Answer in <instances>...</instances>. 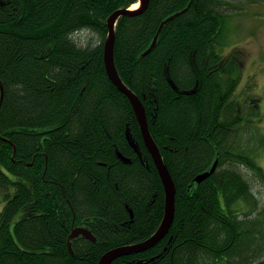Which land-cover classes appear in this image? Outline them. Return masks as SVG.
<instances>
[{
	"label": "trees",
	"instance_id": "obj_1",
	"mask_svg": "<svg viewBox=\"0 0 264 264\" xmlns=\"http://www.w3.org/2000/svg\"><path fill=\"white\" fill-rule=\"evenodd\" d=\"M138 1L0 0V264H99L159 228L163 181L104 60L108 18ZM246 2L150 0L119 18L115 65L146 108L176 213L158 244L112 264H264L260 98L227 45ZM82 227L96 241L70 239Z\"/></svg>",
	"mask_w": 264,
	"mask_h": 264
},
{
	"label": "water",
	"instance_id": "obj_2",
	"mask_svg": "<svg viewBox=\"0 0 264 264\" xmlns=\"http://www.w3.org/2000/svg\"><path fill=\"white\" fill-rule=\"evenodd\" d=\"M140 1V8L133 10V9H122L115 11L109 18H108V27H109V33L108 37L105 42L104 46V60H105V66L107 68V73L110 78V80L123 92L125 93L128 98L130 99L132 106L135 110L136 116L138 118L144 143L151 154L154 163L159 171L160 177L163 181L164 189H165V196H166V202H165V214L164 218L157 229V231L148 239L141 241L139 243L125 245V246H119L116 248H113L109 251H107L103 256L101 257L99 264H112L117 258L134 254L137 252H143L145 250L150 249L151 247L158 244L163 238L166 237V235L169 233L170 228L174 222L175 219V213H176V185L173 180V177L171 175V172L165 163L163 156L161 154V151L156 144L150 128H149V122L147 119V112L146 108L141 101V99L135 94L122 80L120 77L118 70L115 65V43H116V25L118 22L119 17L123 15H133L137 13H141L144 10H146L149 6L150 0H139ZM178 13L175 15H172L170 18H168L163 24L166 22L172 20ZM162 28V27H161ZM159 29V31L161 30ZM158 37V34L156 36V39ZM217 162L214 164V166L211 168L209 172H203L199 174L196 177L197 182H202L205 180L211 173H213L216 170ZM78 235H84L94 241H96V237L86 228H76L73 230L70 239L75 238ZM69 247L71 251L72 249V243L69 241Z\"/></svg>",
	"mask_w": 264,
	"mask_h": 264
},
{
	"label": "rangeland",
	"instance_id": "obj_3",
	"mask_svg": "<svg viewBox=\"0 0 264 264\" xmlns=\"http://www.w3.org/2000/svg\"><path fill=\"white\" fill-rule=\"evenodd\" d=\"M246 1L244 6H246V4L251 6L246 9L245 16L242 17V19H233L232 33L230 34V40H228L227 45H239V47L245 51L246 65L244 78L247 79L251 75L253 76L250 77V80L255 83V92L257 91V96H259V98L261 97L260 105L262 119L258 123L259 127L256 122L255 124L257 126L255 125L253 128L254 130L258 128L259 134H261H256V138L259 142L258 144L261 145L258 152V160L264 170V0H258L259 2L254 4L250 3L249 0ZM82 38L89 39L86 35H83ZM254 178L256 182L254 190L257 197L260 198L261 206L264 207V181L257 176H254ZM2 207L3 202L0 200V211ZM29 214L30 210L26 208L17 218H24ZM252 220V227L257 228V226H259L258 219L253 218Z\"/></svg>",
	"mask_w": 264,
	"mask_h": 264
},
{
	"label": "bare ground",
	"instance_id": "obj_4",
	"mask_svg": "<svg viewBox=\"0 0 264 264\" xmlns=\"http://www.w3.org/2000/svg\"><path fill=\"white\" fill-rule=\"evenodd\" d=\"M134 6V7H133ZM138 8H140V4H139V2H137V3H135V4H133V5H131L129 8H121V9H118V10H122V9H133V10H136V9H138ZM118 10H116V11H118ZM120 18V17H119ZM119 20V19H118ZM166 20V19H165ZM227 21V20H226ZM161 27H163V23L161 24V26H160V28ZM158 33H160V32H158ZM225 33V32H224ZM158 38V37H157ZM157 39H156V37H155V41H156ZM116 41V40H115ZM153 44H154V42H153ZM145 54V53H144ZM144 56V55H143ZM106 71H107V68H106ZM108 74V73H107ZM1 89H2V94H3V86L1 85ZM138 96V95H137ZM142 101V100H141ZM147 119H148V117H147ZM13 143V142H12ZM13 146H14V151L16 150V146L14 145V143H13ZM211 170V169H210ZM210 170H208V171H206V172H209ZM216 171V170H215ZM214 171V172H215ZM213 172V173H214ZM213 173H211L209 176H211ZM208 176V177H209ZM207 177V178H208ZM256 193V192H255ZM247 195V194H246ZM255 196V195H254ZM250 197V196H249ZM251 198V197H250ZM248 222V221H247ZM249 223V222H248ZM248 226V225H247ZM92 233V232H91ZM90 239V238H89ZM92 240V239H91ZM71 241V240H70ZM72 243V242H71ZM139 243V242H138ZM69 244V243H68ZM135 244V243H134Z\"/></svg>",
	"mask_w": 264,
	"mask_h": 264
},
{
	"label": "flooded vegetation",
	"instance_id": "obj_5",
	"mask_svg": "<svg viewBox=\"0 0 264 264\" xmlns=\"http://www.w3.org/2000/svg\"><path fill=\"white\" fill-rule=\"evenodd\" d=\"M260 101H261V97H260V99H259Z\"/></svg>",
	"mask_w": 264,
	"mask_h": 264
}]
</instances>
